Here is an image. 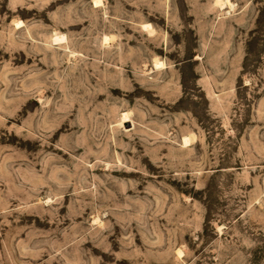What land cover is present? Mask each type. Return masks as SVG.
<instances>
[{
    "label": "rangeland",
    "instance_id": "rangeland-1",
    "mask_svg": "<svg viewBox=\"0 0 264 264\" xmlns=\"http://www.w3.org/2000/svg\"><path fill=\"white\" fill-rule=\"evenodd\" d=\"M98 1L0 0V264H264V0Z\"/></svg>",
    "mask_w": 264,
    "mask_h": 264
},
{
    "label": "bare ground",
    "instance_id": "bare-ground-1",
    "mask_svg": "<svg viewBox=\"0 0 264 264\" xmlns=\"http://www.w3.org/2000/svg\"><path fill=\"white\" fill-rule=\"evenodd\" d=\"M228 1H226V3H227ZM99 3V1L98 0H95V2H94V5H97ZM230 6H232V5H230ZM16 26L17 27H21L22 26V23H17L16 24ZM145 27V29H148L149 28V26H144ZM62 40H64V35H59V36H57L56 34L55 35H53L52 36V41L54 42V43H59V41H62ZM108 40V38H105V42ZM156 67L157 68H159V67H161L162 66V63L161 62H156ZM122 119L123 120H128V118H129V116H127V114L126 113H124V114H122ZM189 144V140L187 139V138H184V145H188Z\"/></svg>",
    "mask_w": 264,
    "mask_h": 264
}]
</instances>
